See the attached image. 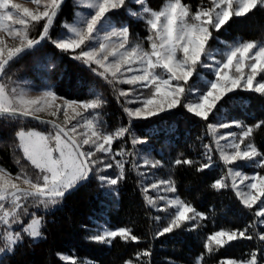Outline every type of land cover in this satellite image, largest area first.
<instances>
[{
    "label": "snow or ice",
    "instance_id": "snow-or-ice-1",
    "mask_svg": "<svg viewBox=\"0 0 264 264\" xmlns=\"http://www.w3.org/2000/svg\"><path fill=\"white\" fill-rule=\"evenodd\" d=\"M30 2L35 5L34 9L14 3L13 0H0V33L4 34L0 35V117L9 120L32 117L51 125L54 133L45 135L24 130L17 133L20 141L18 147L37 170L34 177L23 169L12 177L5 169L0 168V253L14 251L23 239L22 233L33 239L43 236V218L35 212L30 213V207L43 206L47 209L50 205H56L69 190L87 180L90 174L106 171L114 165L119 169V175L115 178L99 175L102 186L116 185L124 178L126 162L116 157L122 158L125 150L121 148L114 152L113 143L124 137L129 129L121 127L114 132H106L102 121L97 119L98 113L92 114L91 118L85 116V113L100 108L104 103L98 94L89 101H70L49 89L33 97L26 88L16 85L15 81L7 77L6 68L10 62L22 53L34 49L42 41L49 40L62 52L71 53L73 59L88 65L94 73L114 87L117 84L136 86L127 91L120 89L118 92L119 96L128 98L126 103L139 104L135 108H124L127 115L135 119L155 117L183 106L189 113L207 121L219 111L220 102L236 90L264 95V41L225 42L223 50L213 49L209 45V41L214 39V31L220 32L234 17H245L258 6L264 7V0H210L208 7H201L195 13L182 0H166L160 10L148 7L147 0H132L140 5V10L128 11L130 15L144 20L148 26V49L140 42L131 41L127 26L112 23L110 14L125 7L126 0H78V6L84 5L90 11L87 14L77 13L72 24L63 25L66 31L56 39L51 38L49 31L63 0ZM41 21L44 23L39 37H31V28ZM5 36L18 43L10 46ZM198 67L208 69L214 77L203 81V91L197 85L189 84L190 78L194 74L198 75ZM5 78L10 83H5ZM144 89H147V93ZM45 112L51 117L62 114L63 122L42 119L39 113ZM233 125L241 128L239 134L230 131L217 134L219 129H228ZM262 125L264 121L253 126L236 121L209 124V134L213 136L220 161L225 166L246 161L256 168L264 169V152L258 150L252 142L245 144L254 128L258 129ZM221 141L225 143L222 144ZM144 142L136 137L132 140L134 145ZM204 147L208 163L202 164L198 171L209 168L214 163L212 146ZM98 153L103 155L98 156ZM182 163L191 165L194 162L188 159L175 160L176 165ZM159 164L156 161L151 166L155 168ZM228 178H231L230 186L245 207L251 209L259 205L255 212L257 219L248 227L257 223L264 225V219H261L264 218V175L256 172L249 176L229 167L227 176L216 180L211 186L216 190L229 187L226 183ZM149 189L172 193L176 191L170 179L154 181L144 187V192L147 193ZM146 199L149 205L156 206L153 197L146 196ZM158 199L166 201L161 211L174 208L175 212L170 214L167 225L156 233L157 236L171 233L186 222L206 219L203 213L178 196H159ZM25 217H30L27 223ZM156 219L159 220L160 217ZM14 226H18L19 231L14 230ZM197 226L192 224V228ZM247 233L248 228L242 231H217L207 237L205 248L210 253L213 245L223 247L239 238L252 240L253 235ZM117 237L125 241L139 239L127 228L104 230L88 239L110 243ZM257 238L264 241V233H257ZM150 255L149 251H144L137 253L136 259L139 261L141 256ZM61 259L68 261L70 258L62 256ZM202 261L201 255L196 264H202ZM70 264L78 262L71 259ZM126 264L133 262L129 260ZM221 264H260V260L254 251L248 259H230Z\"/></svg>",
    "mask_w": 264,
    "mask_h": 264
},
{
    "label": "trees",
    "instance_id": "trees-1",
    "mask_svg": "<svg viewBox=\"0 0 264 264\" xmlns=\"http://www.w3.org/2000/svg\"><path fill=\"white\" fill-rule=\"evenodd\" d=\"M165 3L166 0H147V6L153 10H160ZM182 3L195 13L201 7H208L210 0H182ZM78 9L75 0H64L49 31L52 39L60 36L65 23L75 20ZM128 9L139 11L140 5L126 0L125 7L110 14L112 23L127 26L131 41L140 42L148 49V26L144 20L130 15ZM43 23L41 21L31 28V37H39ZM213 37L209 41L210 47L220 50L224 49L225 42L264 41V7L258 6L245 17H234L220 32L214 31ZM49 66L52 67L49 69ZM197 73L190 78L189 84H195L203 91V81L214 77L204 68L198 67ZM6 74L20 87L37 91L51 89L57 96L70 101H89L98 94L104 103L85 115L91 118L92 114L98 113L97 119L102 121L106 132H114L121 127H127L129 132L113 143L114 152L121 148L125 150L122 158L116 157L126 162L124 178L116 185L102 186L99 175L115 178L119 175V169L114 165L106 171L93 172L87 182L66 194L55 208L47 211L38 208L37 213L43 215V236L35 240L22 233L23 239L14 251L0 253V264H70L71 259H75L78 264H126L129 260L133 264H196L201 255L202 264H221L230 259H248L254 251L260 264H264V256H261L264 253V241L257 238V233H264V225L257 223L248 227L257 219L255 212L259 205L251 209L245 207L230 186L231 178L226 180L229 187L216 190L211 186L216 180L227 176L229 167L249 176L256 172L264 175V169L256 168L246 161L225 166L219 159L213 136L208 130L209 124L236 121L253 126L264 121V95L236 90L220 102L219 111L207 121L189 113L183 106L147 119L131 118L124 108H135L139 104L126 103L128 98L119 96L118 92L136 86L117 84L114 87L88 65L73 59L71 53L57 49L49 40L42 41L10 62ZM4 82L10 83L7 78ZM143 91L147 93V89ZM29 127L43 130L52 128L49 124L24 118L9 120L0 117V167L13 176L23 169L34 177L37 171L18 147L17 132ZM229 131L239 134L241 128L233 125L228 129H219L217 134ZM133 137L145 142L134 145ZM248 142L254 143L258 150L264 152V125L254 128L245 144ZM205 145L212 146L214 163L198 171L202 164L208 163ZM177 159H188L194 163L176 165ZM156 161L160 164L154 168L151 164ZM169 179L175 185L174 193L154 189L144 192V187L152 182ZM146 196L156 200L155 207L148 204ZM159 196H178L203 213L206 219L186 222L171 233L157 236L156 233L167 225L170 214L175 212L174 208L161 211L166 201L158 199ZM193 223L198 226L192 228ZM120 228L130 229L139 238L138 241H125L117 237L105 243L88 239L104 230ZM245 228H248L247 234L253 235L252 240L239 238L223 247L213 245L210 253L206 250L205 243L209 235L220 230L242 231ZM144 251H149L151 255L141 256L137 261V253ZM62 256L70 259L62 260Z\"/></svg>",
    "mask_w": 264,
    "mask_h": 264
},
{
    "label": "rangeland",
    "instance_id": "rangeland-1",
    "mask_svg": "<svg viewBox=\"0 0 264 264\" xmlns=\"http://www.w3.org/2000/svg\"><path fill=\"white\" fill-rule=\"evenodd\" d=\"M13 2L14 3H20V4H22L23 6H25V7H29V8H35V5L34 4H32L31 2H30V0H13ZM75 2H76V4L78 5V0H75ZM78 10H77V12H76V14L77 13H83V14H87L90 10L89 9H87L84 5H80V6H78ZM76 18V17H75ZM74 22V21H73ZM72 22V23H73ZM72 23H68V24H72ZM16 27H19L18 25L16 26ZM66 30L63 28V30L61 31V33H63V32H65ZM0 35H4L3 33H0ZM61 35V34H60ZM5 39L7 40V42H8V44L10 45V46H14L15 44H17L18 43V41H15V40H12L10 37H7V36H5ZM13 86H16V85H13ZM22 88H26V90L28 91V93H29V95L30 96H37V95H40L43 91H37V90H33V89H30V88H28V87H22ZM39 115H40V117H44V118H48V119H56L57 120V122L58 123H62L63 122V116H62V114L59 116V117H51V116H49L46 112L45 113H39ZM86 116V115H85ZM73 123H75V121L73 122ZM21 130H24V131H36V132H40V133H43V134H45V135H47V134H49V133H54V130L52 129V128H48V129H46V130H43V129H40V128H35V127H29V128H27V129H21ZM21 130H19V131H21ZM18 131V132H19ZM17 132V133H18ZM18 137V136H17ZM19 139V138H18ZM19 143H20V141H19ZM0 168H2V167H0ZM3 169V168H2ZM8 173V172H7ZM12 177H15V176H13L12 175ZM238 180H239V178H237V182H238ZM242 187V186H241ZM57 206V204L56 205H50L47 209H45V208H43V206H41V207H39L40 209H43V210H49V209H51V208H55ZM37 209L38 208H35V207H30L29 208V212L31 213V212H35L36 213V215L37 216H39V217H43V215L42 214H39V213H37ZM30 219V217H25L24 218V220H25V223H27L28 222V220ZM14 230H16V231H19V227L18 226H14ZM38 239H40V238H38ZM38 239H35V240H38Z\"/></svg>",
    "mask_w": 264,
    "mask_h": 264
},
{
    "label": "water",
    "instance_id": "water-1",
    "mask_svg": "<svg viewBox=\"0 0 264 264\" xmlns=\"http://www.w3.org/2000/svg\"><path fill=\"white\" fill-rule=\"evenodd\" d=\"M63 2H64V0H63ZM62 4H63V3H62ZM50 29H51V28H50ZM41 43H42V42H41ZM41 43H40V44H41ZM26 52H27V51H26ZM22 54H23V53H22ZM22 54H21V55H22ZM22 118H23V117H22ZM41 118L44 119V120H51V119L44 118V117H41ZM24 119L31 120V121H35V122H40L39 120L33 119L32 117H27V118H24ZM91 176H92V174L89 175V178H88L87 180H84V181L79 182V183L76 185L75 188L69 190L66 194L72 192L73 190L77 189V188L80 187L82 184H84L85 182H87V181L91 178ZM66 194H65V195H66Z\"/></svg>",
    "mask_w": 264,
    "mask_h": 264
}]
</instances>
